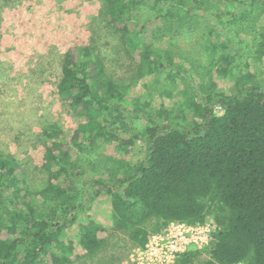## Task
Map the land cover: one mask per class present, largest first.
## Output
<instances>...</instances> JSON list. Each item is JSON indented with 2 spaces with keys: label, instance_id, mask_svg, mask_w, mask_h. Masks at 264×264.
Segmentation results:
<instances>
[{
  "label": "trees",
  "instance_id": "obj_1",
  "mask_svg": "<svg viewBox=\"0 0 264 264\" xmlns=\"http://www.w3.org/2000/svg\"><path fill=\"white\" fill-rule=\"evenodd\" d=\"M104 5L137 64L139 81L165 82L162 102L154 107L146 97L127 93L134 83L104 75L91 49L68 50L58 91L86 121L69 142L45 143L48 178L41 190L31 191L18 162L0 155V264L94 259L110 233L125 234L143 248L172 222L211 223L212 246L203 264H264V84L253 71L264 70V0ZM149 6L157 14L143 22L141 11ZM254 25L259 32L248 44L250 57L236 70V58L219 54L223 39ZM200 27L207 29L196 47L181 50L176 39L185 35L191 42ZM218 66L226 67L222 78L232 79L230 91L218 88ZM54 127L46 133L50 140L59 133ZM107 145L113 154L99 152ZM137 154L142 159L133 162ZM102 197L109 201L107 218L96 219L94 204ZM202 255L189 250L177 264H193Z\"/></svg>",
  "mask_w": 264,
  "mask_h": 264
},
{
  "label": "rangeland",
  "instance_id": "obj_2",
  "mask_svg": "<svg viewBox=\"0 0 264 264\" xmlns=\"http://www.w3.org/2000/svg\"><path fill=\"white\" fill-rule=\"evenodd\" d=\"M104 6V0H0V155L18 162L25 172L28 188L33 192L43 189L48 178L43 168L45 143L48 140L49 144L53 141L69 142L73 130L86 121L71 111L66 98L58 91L63 57L68 50L91 49L98 70L104 75L119 84L134 83L132 92L127 93L146 97L154 107L162 102L160 93L166 87L165 82L160 81V77L156 81L151 77L139 81L137 64L123 48L122 35L110 24ZM141 13L144 22L153 19L157 11L149 6ZM208 14L205 12L206 21L210 20ZM258 28L254 25L252 30L238 35L230 31L226 35L232 40L224 37L226 47L219 54L236 58V70L244 69L250 57L248 44L259 32ZM198 29L199 33H195L191 42L185 35L176 39L181 50L190 51L196 47L199 35L207 28ZM225 66H218L214 71L218 88L224 92L233 88L232 79L222 78ZM253 71L258 72L264 84V70L253 68ZM195 82L199 83L197 77ZM171 103L169 99L166 101L167 105ZM216 113L222 115L223 111L218 109ZM52 125L59 133L50 140L46 133L51 132ZM142 145L143 142H139V147ZM99 152L111 155L114 149L107 145ZM86 155L92 156L91 152ZM132 159L133 162L140 161L142 154ZM108 208L107 198L98 199L93 208L96 219L107 218L105 212ZM166 229L153 233L151 237L161 235ZM108 239L106 248L98 257L76 264H125L138 249L125 234L110 233ZM192 249L203 251L193 264H203L209 257L206 251L210 247L189 248Z\"/></svg>",
  "mask_w": 264,
  "mask_h": 264
},
{
  "label": "built area",
  "instance_id": "obj_3",
  "mask_svg": "<svg viewBox=\"0 0 264 264\" xmlns=\"http://www.w3.org/2000/svg\"><path fill=\"white\" fill-rule=\"evenodd\" d=\"M204 225L172 222L161 235L151 237L145 247H138L125 264H175L179 255L192 246L211 248L213 230L210 224Z\"/></svg>",
  "mask_w": 264,
  "mask_h": 264
}]
</instances>
